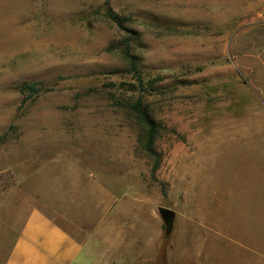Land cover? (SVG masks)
Segmentation results:
<instances>
[{"label":"rangeland","instance_id":"rangeland-1","mask_svg":"<svg viewBox=\"0 0 264 264\" xmlns=\"http://www.w3.org/2000/svg\"><path fill=\"white\" fill-rule=\"evenodd\" d=\"M106 1L130 17L136 75ZM259 140L264 151V0H0V264L33 209L75 234L105 226L111 242L141 218L161 244L144 254L185 264L197 179H223ZM159 207L175 214L169 233Z\"/></svg>","mask_w":264,"mask_h":264},{"label":"crops","instance_id":"crops-1","mask_svg":"<svg viewBox=\"0 0 264 264\" xmlns=\"http://www.w3.org/2000/svg\"><path fill=\"white\" fill-rule=\"evenodd\" d=\"M258 144L260 147L255 149L258 152L244 154L243 162L234 164L235 169H230L223 179L217 180L208 171L202 174V182L197 179V193L200 194L202 185L206 186L207 194L197 202L195 217L186 218L195 225L196 243L190 253H183L185 264L189 260L195 264H264L262 140L254 145ZM200 160L196 166L204 172L209 165ZM208 202L211 206L206 209L211 212H204V203ZM241 221L248 226L244 232H238L242 228L235 226ZM145 224L141 218L132 220L122 230L118 229L120 236L111 242L105 226L89 231L81 229L75 234L41 209H33L26 216L4 264H157L164 255L171 264L170 253L144 254L152 243L161 247L156 242L159 237L156 232L145 240L149 235Z\"/></svg>","mask_w":264,"mask_h":264},{"label":"trees","instance_id":"trees-1","mask_svg":"<svg viewBox=\"0 0 264 264\" xmlns=\"http://www.w3.org/2000/svg\"><path fill=\"white\" fill-rule=\"evenodd\" d=\"M105 7V15L106 17L113 22L120 31L125 33V37L123 38L122 45V55L128 67L129 73L132 75L138 74V66L137 61L132 54L131 51V42L134 40L133 33L128 29L127 25L130 23V17L125 15H120L115 12L110 6L109 2L106 1L104 3ZM155 81L151 80V83ZM144 82L140 76H137V83L132 86V88L136 91L143 87ZM151 86V85H149ZM42 84L32 83L25 86V90L29 92L31 95H36L42 91ZM132 113L135 114L138 122L144 127L143 138L145 140V149L148 153H153L152 144L157 134V125L155 122L149 117L146 109L142 105L141 97H138L136 102L130 106ZM157 166V165H156ZM156 166L154 169H156Z\"/></svg>","mask_w":264,"mask_h":264},{"label":"water","instance_id":"water-1","mask_svg":"<svg viewBox=\"0 0 264 264\" xmlns=\"http://www.w3.org/2000/svg\"><path fill=\"white\" fill-rule=\"evenodd\" d=\"M158 214L161 218V220L163 221V224L166 228V233H169L175 214L172 210L167 209V208H163V207H159L158 208Z\"/></svg>","mask_w":264,"mask_h":264}]
</instances>
